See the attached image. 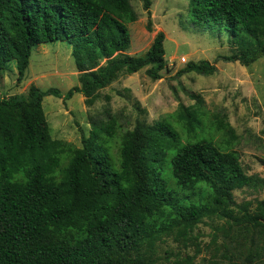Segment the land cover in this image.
<instances>
[{"label":"trees","instance_id":"16d2710c","mask_svg":"<svg viewBox=\"0 0 264 264\" xmlns=\"http://www.w3.org/2000/svg\"><path fill=\"white\" fill-rule=\"evenodd\" d=\"M142 1L151 32V3ZM188 18L229 43L221 60L249 67L264 57V0H190ZM136 20L130 0H0V72L14 62L21 81L33 47L66 42L79 83L64 95L31 85L25 95L0 98V264H155L163 235L184 236L213 217L264 234V200L239 206L233 195L263 188L264 179L247 175L235 152L203 132L198 99L179 104L173 123L137 122L121 136L116 157L111 141L120 126L107 112L105 121L91 122L80 148L51 138L45 96L66 101L79 93L90 104L121 74L144 69L161 79L162 32L143 56L126 54ZM215 71L200 61L179 74ZM211 125L228 145L237 139L225 115ZM166 170L180 192L169 189Z\"/></svg>","mask_w":264,"mask_h":264},{"label":"rangeland","instance_id":"374dc122","mask_svg":"<svg viewBox=\"0 0 264 264\" xmlns=\"http://www.w3.org/2000/svg\"><path fill=\"white\" fill-rule=\"evenodd\" d=\"M189 1L150 0L152 24L148 32L143 1L130 0L137 20L128 26L131 43L126 54L143 56L154 36L162 32L167 68L161 72V79L151 80L144 69L131 76L121 74L90 104L79 93L66 101L45 96L42 108L51 138L80 148L81 136L89 135L91 122L105 121L107 112L120 126L111 141V155L116 157L121 136L133 130L137 122L173 123L170 115L179 104L191 106L198 99L203 132L211 134L221 150L235 152L247 175L264 179V57L249 67L221 60L231 54L229 43L210 38L189 22ZM200 61L214 65V74H179L187 63ZM17 78L15 63L10 62L7 70L0 72V98L25 95L31 85L43 91L56 89L64 95L79 85L71 46L54 42L33 47L23 79ZM217 114L225 115L235 131L237 139L229 145L212 129L211 121ZM174 125L179 130L178 124ZM62 162L67 165L65 156ZM164 173L169 189L180 192L169 172ZM233 195L239 206L254 203L264 200V187L243 188ZM152 259L155 264H264V234L246 223L235 225L225 219L207 218L184 236L177 230L163 235L155 243Z\"/></svg>","mask_w":264,"mask_h":264},{"label":"built area","instance_id":"2783aa9c","mask_svg":"<svg viewBox=\"0 0 264 264\" xmlns=\"http://www.w3.org/2000/svg\"><path fill=\"white\" fill-rule=\"evenodd\" d=\"M182 62H185V59H182Z\"/></svg>","mask_w":264,"mask_h":264}]
</instances>
